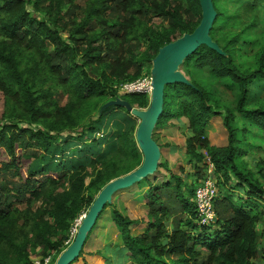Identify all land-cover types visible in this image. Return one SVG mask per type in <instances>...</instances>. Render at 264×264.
<instances>
[{
	"label": "trees",
	"instance_id": "1",
	"mask_svg": "<svg viewBox=\"0 0 264 264\" xmlns=\"http://www.w3.org/2000/svg\"><path fill=\"white\" fill-rule=\"evenodd\" d=\"M212 3L209 35L223 53L202 45L184 60L180 70L189 84L165 87L154 130L183 122L194 180L187 183L181 167L171 172L160 161L152 176L122 190L146 187L135 200L143 216L130 218L113 201L105 205L123 245L116 264H260L257 257L264 258L257 229L264 218V158H244L264 148L249 141H264V97L257 95L264 91V0ZM200 19L198 0H0V264H33L35 250L42 258L59 255L98 192L140 166L137 127L109 142L95 137L96 124L123 108L94 117L117 97L145 109L147 96L118 89L149 75L158 50L191 33ZM218 128L225 144L213 141ZM63 133L76 135L82 162L54 168L52 145ZM207 158L218 194L216 220L205 227L197 222L194 190ZM161 167L165 178L158 177Z\"/></svg>",
	"mask_w": 264,
	"mask_h": 264
},
{
	"label": "water",
	"instance_id": "2",
	"mask_svg": "<svg viewBox=\"0 0 264 264\" xmlns=\"http://www.w3.org/2000/svg\"><path fill=\"white\" fill-rule=\"evenodd\" d=\"M201 19L191 32L161 47L151 62L150 78L152 92L145 109L132 107L127 101L117 97L103 104L94 120L101 117L109 107H121L139 123L135 131V141L142 154V163L133 171L108 182L97 194L88 211L82 216L72 242L56 259L55 264H71L78 259L87 236L94 227L105 205L110 204L118 191L130 188L145 178L152 176L160 164V147L153 139L156 124L163 113L165 87L173 83L189 84L180 70L184 60L202 45L223 52L211 39L209 32L216 18L212 0H198Z\"/></svg>",
	"mask_w": 264,
	"mask_h": 264
},
{
	"label": "rangeland",
	"instance_id": "3",
	"mask_svg": "<svg viewBox=\"0 0 264 264\" xmlns=\"http://www.w3.org/2000/svg\"><path fill=\"white\" fill-rule=\"evenodd\" d=\"M228 7L231 10H233L235 8V4H229ZM28 10L31 11L30 7L28 8ZM154 22L158 24L159 20L158 19L154 20ZM255 37H257V35ZM248 51L250 53L252 51V48L250 47ZM127 83H130V82H127ZM257 95H262L264 97V91H261ZM62 103H64V100L62 101ZM0 108H1V105H0ZM113 110L114 111L108 112L105 115L106 117L103 118L102 123L96 124L95 131L97 132V134H95V137L107 139V141L109 142L110 138L114 139L115 135L118 132L122 131V129L129 130L131 128L130 126L132 127L135 126L133 128H136L138 126V123H139L138 119H135L130 113L124 114L122 112L123 109L122 110L113 109ZM123 111L125 113H128L126 110H123ZM169 124H172V123H169ZM169 124L164 125L163 127L167 128ZM218 129H219V132L218 130L216 132L215 130L212 131L213 141L217 145L225 144V141H226L225 132L223 129H220V128ZM172 130H175V129H172ZM186 134L187 133L184 132V130L183 131L180 130L178 131L177 134H174L172 136V139H169L167 142H165L167 139L165 137L163 139H160V138L158 139L162 144H167V145L173 144V147L175 148L180 147L179 144H181L182 146L181 148L185 150L184 144H185ZM75 136L76 135H72V134L69 135L67 133H63L61 138L53 142V145H52L53 152L49 159L50 160L49 164H51L52 167L60 168V167L68 166V168H70V166H72L73 164H79L82 162V159H81L82 156H79L78 154L77 156L79 157V159L78 160L76 159L77 156H76L75 151L77 150V147L74 146V144H76V142H74L76 140ZM177 139L179 140L177 141ZM89 140L90 139L87 140L88 143H90ZM249 141L257 142L258 144H261L264 146V141H256V140L254 141L252 138H249ZM105 144L106 143H103L102 145L104 146ZM174 144H176V146L178 147L174 146ZM251 157L255 158V160L263 159L264 158V148H262L261 152H257L253 148V151L251 152V154L245 156L244 158L247 160V162L251 163L252 161ZM163 158H166L165 152H164ZM176 160L181 163L180 166H182V169H183V173L181 174V176H184V178H186V182L190 183L192 180H194V177L192 176L193 170L191 169V165L187 162L188 160L187 156L181 152L179 154V158L177 157L176 159L172 160L171 163L175 164L177 162ZM159 172L163 174L162 170H160ZM144 188L142 191H144ZM142 191L135 190L134 192L132 191L131 193H128V195L123 193L121 197H116L114 199V201L116 202V207L120 211H122L125 215L133 219L140 218L141 216L145 214V212L140 210L138 205L133 204L130 200L133 196H135L134 199L139 200L140 193ZM80 217L81 216H79L73 222V225L71 229L69 230L68 239L65 242L66 246H68L72 242L75 236L73 234V229L75 227V224L78 223V220H80L79 219ZM110 217H111L110 208H108L106 213L102 215L100 222L91 230L92 232L86 243L87 245L85 247V251L82 252L83 253L82 256L79 257V259H77V261H75L72 264H99V263L100 264H116L117 262H119L120 260L119 257H122L121 251L117 250L119 257L117 256L114 257V255L110 254V252L105 250V248L107 249V247H110V246L112 247H115L116 245L123 246L121 244L122 243L121 238H119L118 230L114 228L112 222L110 221L111 219ZM257 229L258 231L263 233V238L261 240V243H262V247L264 248V218L261 223L257 224ZM58 256L59 255L50 253L48 256L42 258L38 254V250H35L31 252L30 259L33 262V264H36L35 262H39V264H55ZM89 256L94 257L95 261L88 258ZM84 258H87L89 260L85 261ZM257 259L260 264H262L264 261V258L260 256H258ZM108 260L110 261V263L106 262ZM122 264H127V263L122 262Z\"/></svg>",
	"mask_w": 264,
	"mask_h": 264
},
{
	"label": "built area",
	"instance_id": "4",
	"mask_svg": "<svg viewBox=\"0 0 264 264\" xmlns=\"http://www.w3.org/2000/svg\"><path fill=\"white\" fill-rule=\"evenodd\" d=\"M118 92L126 94H143L150 100L152 86L150 75H145L136 81L123 84ZM207 167L204 176L199 181L194 190V203L196 208V218L200 226H212L216 220L214 212V202L218 194L216 179L214 176V166L210 160L206 159ZM84 215V214H83ZM79 218L81 220L82 216ZM75 224L73 234H76L77 227L80 223ZM39 264V262H35Z\"/></svg>",
	"mask_w": 264,
	"mask_h": 264
},
{
	"label": "crops",
	"instance_id": "5",
	"mask_svg": "<svg viewBox=\"0 0 264 264\" xmlns=\"http://www.w3.org/2000/svg\"><path fill=\"white\" fill-rule=\"evenodd\" d=\"M169 123H172V124H170L167 128L166 127H162V128H160V129H158V130H156V131H154V133H153V138L155 137V141L157 142V144L159 145V147H160V153H161V157H160V161L161 162H163V164H164V166L167 168V169H169L171 172H175V170H176V173H178V169L181 167L182 168V166H180L181 165V163L179 162V161H177L175 164L174 163H171V161L172 160H174V159H176L177 157L179 158V154L182 152V153H184L185 154V150L183 149V148H181L182 146H181V144H179L180 145V147H178V146H176V144H174V146H176V147H178V148H175V147H173V144H169V145H167V144H162L160 141H159V139L158 138H160V139H163L164 137L165 138H167L166 139V141L165 142H167L169 139H172V136L174 135V134H177L178 133V131H180V130H184V132H186V130L184 129V124H183V122L181 121V120H169ZM172 129H175V130H172ZM156 134H158V135H156ZM179 139H177V141H178ZM176 143V142H175ZM181 149H182V151H181ZM164 152H165V154H166V158H163V155H164ZM174 164V165H173ZM176 165H177V167H176ZM165 167H161V168H159L158 169V177L159 178H165L167 175H168V172L166 171V169H165ZM160 170H162L163 171V174L161 173V172H159ZM165 174V175H164ZM144 188V187H143ZM143 188H142V190H143ZM135 190H139V189H137V188H135L134 190H133V192L135 191ZM146 190V187L144 188V191ZM143 192V191H142ZM127 194L128 195V192H125V191H118L117 193H115L114 194V196H113V198H112V201H113V203L116 205V202L114 201V199L116 198V197H121V195L122 194ZM134 197L135 196H133L132 198H131V202L133 203V204H135V205H138V207H139V209L140 210H142V211H144L143 210V208H142V203H139V202H136L135 200L136 199H134ZM107 209L108 208H106L102 213H101V215H100V217H99V219H97V221H96V223H95V225H94V227L100 222V219H101V217H102V215L104 214V213H106V211H107ZM118 209V208H117ZM119 210V209H118ZM127 216V215H126ZM129 217V216H128ZM131 218V217H130ZM110 219V218H109ZM110 221L112 222V220L110 219ZM112 224H113V222H112ZM113 226H114V224H113ZM93 227V228H94ZM114 228L116 229V227L114 226ZM92 232V231H91ZM119 233V232H118ZM91 234V233H90ZM90 236V235H89ZM89 236L87 237V239H86V242H85V244H84V246H83V248H82V251L81 252H83V251H85V247H86V243H87V241H88V239H89ZM119 238H120V236H119ZM122 241V240H121ZM122 244V243H121ZM106 247V246H105ZM121 247H123V246H120V245H116L115 247H112V246H110V247H107V249L105 248V250L106 251H108V252H110V254H112V255H114V257H119L118 256V253H117V249L118 248H121ZM82 254L83 253H81V255H80V257L82 256ZM88 258H90V259H92L93 261H95V259H94V257H91V256H89ZM98 258H100V257H98ZM78 259H79V257H78ZM81 259V258H80ZM84 260L85 261H88L89 259H87V258H84ZM77 261V260H76ZM109 261V260H108ZM107 262V261H106ZM110 262V261H109ZM100 264V263H99Z\"/></svg>",
	"mask_w": 264,
	"mask_h": 264
}]
</instances>
